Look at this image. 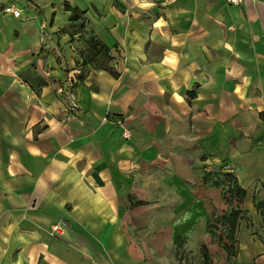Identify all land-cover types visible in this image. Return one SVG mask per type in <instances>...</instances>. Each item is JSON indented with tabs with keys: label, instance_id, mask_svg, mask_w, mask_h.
Segmentation results:
<instances>
[{
	"label": "crops",
	"instance_id": "obj_1",
	"mask_svg": "<svg viewBox=\"0 0 264 264\" xmlns=\"http://www.w3.org/2000/svg\"><path fill=\"white\" fill-rule=\"evenodd\" d=\"M263 202L264 0H0V264H264Z\"/></svg>",
	"mask_w": 264,
	"mask_h": 264
},
{
	"label": "rangeland",
	"instance_id": "obj_2",
	"mask_svg": "<svg viewBox=\"0 0 264 264\" xmlns=\"http://www.w3.org/2000/svg\"><path fill=\"white\" fill-rule=\"evenodd\" d=\"M86 39H89V36L86 37ZM85 39V41H86ZM86 46H83L80 49L76 50L78 52L83 51ZM92 53L89 51L87 52V55L85 54V57L87 56V59L90 58V55ZM82 59V58H81ZM83 67V66H82ZM50 81L49 79H46ZM62 86L64 89L65 87L67 89H70V86H72L69 82L66 83H61L60 85H56V87ZM68 96V93H66ZM226 174L221 173L220 171L214 172L211 170V172L205 173V176H203V181L209 184H216L215 186H218L220 188V194H221V199L223 201V210L219 211L217 213V216L213 219V221L210 222L207 230L210 232L211 235H215V242L217 244H223L224 242H229L230 240L228 239L229 235V229L227 227V222L223 220L222 217H224L222 214H229L230 211L236 207V201L237 199L232 196L228 190L229 188V183L228 180L225 178ZM225 226V227H224ZM184 241L181 238H177L176 243H177V249H179V253L181 257H184V253L180 252V246Z\"/></svg>",
	"mask_w": 264,
	"mask_h": 264
},
{
	"label": "trees",
	"instance_id": "obj_3",
	"mask_svg": "<svg viewBox=\"0 0 264 264\" xmlns=\"http://www.w3.org/2000/svg\"><path fill=\"white\" fill-rule=\"evenodd\" d=\"M66 8V7H65ZM67 10H70V8L67 6ZM76 14V10H73V16L71 17V20H75ZM89 48L91 50H93L92 52H94V56H99L101 62H98V67L99 69L102 70H106L108 72L111 73V75H113V77H117V75L115 73H113L108 67H107V63L111 60L110 57L108 56V48L100 41L98 40H89ZM78 80H82V77H78ZM214 170V169H213ZM218 169H215V171ZM225 178L228 180L229 183V192L232 196L237 197L239 200L243 199L245 197V191L243 189H241L237 183L234 181L233 178H231L228 175H225ZM216 185V184H214ZM258 207L261 209V213L263 215V221H264V202L260 203L258 205ZM238 216V211L232 209L230 211V214L224 218V220L228 223V226L230 228V230L234 229V223H235V219Z\"/></svg>",
	"mask_w": 264,
	"mask_h": 264
},
{
	"label": "built area",
	"instance_id": "obj_4",
	"mask_svg": "<svg viewBox=\"0 0 264 264\" xmlns=\"http://www.w3.org/2000/svg\"><path fill=\"white\" fill-rule=\"evenodd\" d=\"M224 1L227 4L232 5V6H241L245 3V0H224ZM2 11L6 14H11L15 18L20 17V14H21L20 10L17 9L14 5L2 8ZM118 124L120 125L119 122H118ZM122 136H123V138L127 139V138H129L130 134L128 131H123ZM63 226H64L63 221H58L57 223H55L54 225L51 226L50 233L53 235H60ZM184 257H181L179 255V260L181 261V263H184V261H185Z\"/></svg>",
	"mask_w": 264,
	"mask_h": 264
},
{
	"label": "water",
	"instance_id": "obj_5",
	"mask_svg": "<svg viewBox=\"0 0 264 264\" xmlns=\"http://www.w3.org/2000/svg\"><path fill=\"white\" fill-rule=\"evenodd\" d=\"M249 144L248 143H245V142H240L239 144H238V148H239V150L240 151H242V152H246V151H248L249 150Z\"/></svg>",
	"mask_w": 264,
	"mask_h": 264
}]
</instances>
